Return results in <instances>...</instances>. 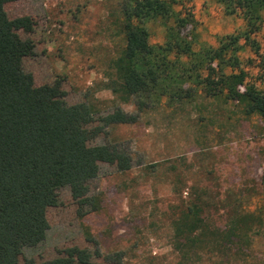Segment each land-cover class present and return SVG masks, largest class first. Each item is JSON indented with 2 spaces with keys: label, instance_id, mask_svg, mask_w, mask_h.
I'll use <instances>...</instances> for the list:
<instances>
[{
  "label": "rangeland",
  "instance_id": "rangeland-1",
  "mask_svg": "<svg viewBox=\"0 0 264 264\" xmlns=\"http://www.w3.org/2000/svg\"><path fill=\"white\" fill-rule=\"evenodd\" d=\"M119 1L7 3L10 18L32 20L30 27L18 29L34 46L32 55L20 58L22 69L37 86H56L67 104L91 102L106 114L117 101L106 81L110 61L123 45L111 29ZM185 5L206 45L217 46L220 36L245 26L240 15L226 14L214 0ZM263 35L264 24L255 38L262 41ZM163 40L164 28L152 25L151 41ZM255 57L250 47L241 51L252 80L259 72L247 59ZM120 105L135 109L132 102ZM109 131L94 143L121 142L131 150L133 166L100 164L86 198L96 195L101 208L84 217L78 216V198L70 188L57 191V203L48 210L50 228L24 248V257L51 259L73 245L94 249L86 238L92 233L103 253L121 254V261L96 256L90 264H264L263 120L246 116L241 102L200 95L195 103L161 106L137 123L113 124ZM193 201L202 204L200 226L186 233L194 242L178 249L174 224L188 218L186 207Z\"/></svg>",
  "mask_w": 264,
  "mask_h": 264
},
{
  "label": "trees",
  "instance_id": "trees-1",
  "mask_svg": "<svg viewBox=\"0 0 264 264\" xmlns=\"http://www.w3.org/2000/svg\"><path fill=\"white\" fill-rule=\"evenodd\" d=\"M11 1L0 0V264H90L96 256L119 263L121 254L103 253L92 233L86 238L94 249L73 245L51 259L24 257V248L49 230L48 210L57 203V191L70 188L78 198V216L84 217L101 208L99 197L86 198L100 164L133 166L132 152L121 142L94 143L108 137L111 125L137 123L150 110L180 108L200 95L241 102L246 116L264 121V87L257 83L264 82V35L262 41L255 38L264 24V0H214L245 22L220 36L217 46L201 42L199 23L185 5L192 0H120L111 29L123 45L110 61L106 81L117 101L106 114L91 102L67 104L56 86H37L22 69L20 58L32 55L34 46L18 29L32 20L10 18L5 6ZM154 24L164 28L162 42L151 41ZM246 47L256 54L247 59L258 68L254 80L241 58ZM129 102L134 111L120 105ZM186 210L188 218L174 224L178 249L194 242L186 233L201 222L199 201Z\"/></svg>",
  "mask_w": 264,
  "mask_h": 264
}]
</instances>
